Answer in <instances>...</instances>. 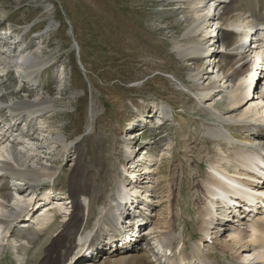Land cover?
I'll use <instances>...</instances> for the list:
<instances>
[{
    "label": "rangeland",
    "instance_id": "obj_1",
    "mask_svg": "<svg viewBox=\"0 0 264 264\" xmlns=\"http://www.w3.org/2000/svg\"><path fill=\"white\" fill-rule=\"evenodd\" d=\"M216 1L221 3L212 0ZM250 1H255L257 13L261 15L264 0H243L240 3L244 12L253 19ZM180 2L0 0V52L13 57L21 45H26L29 53L40 58L41 64H48L39 76L26 80L20 78L17 68L5 66L2 62V101L10 104L23 99L35 100L39 92L33 89L36 86L44 92V98L54 101L52 109L34 120L25 110L18 111V116L7 110L0 112V129L7 130L8 126L17 123L11 133L4 131V135L18 141V135L23 134L25 140L34 145L38 143V162L49 164L51 169H59L56 180L38 191L35 188L25 190L26 186L21 187L23 190L17 188L12 180L5 182L12 190L10 205L29 207L24 217L15 221L19 227L17 232L23 230L21 238L6 240L7 247L0 253V264H31L28 260L32 264H41L37 250L47 239V234L40 235L36 245L29 247L28 254L19 246L23 243L21 239L27 237L29 231L44 229L60 209L59 225L67 220L72 212L68 199L73 180L79 176L78 180L83 181L81 177L85 167L91 173L95 172L97 204L101 202L95 219L105 208L106 199L114 198L122 184L131 188L137 181H142L140 186L145 188L138 190L141 192L135 205L140 208L136 212L145 217L144 225L148 226L140 228L147 229L142 235L155 253H160V245L157 234L152 230L157 228L163 232L170 222L176 226V246L184 241L187 253L193 243L201 240L203 235L198 229L199 213L193 201L192 184L197 178L203 185L213 161L249 142L253 131L229 123L225 130L236 139H233V145L224 143L221 147L207 135V128L214 125L212 114L204 109L209 100H204L199 106L195 89L192 90L193 82L189 79V67L193 68L197 63L207 72L210 70L209 57L202 56L191 63L178 56L176 48L179 43L187 44L189 28L186 22L181 21L189 11L183 14L182 10L187 9L184 1ZM258 23L264 24V20ZM211 26L202 27L201 38L207 36L209 39L213 32L221 31H215L216 28ZM207 39L203 43H207ZM207 45L212 53L217 54L221 50L213 40ZM262 69L259 71L264 72ZM212 77L216 79L215 74ZM259 77L260 74L254 86L264 83V76L260 81ZM214 102L213 112L227 117L230 112L228 102L218 96ZM163 108L171 110L173 117H165ZM59 137L68 144L77 145L72 144L68 151H64L52 140ZM56 155L57 158H53ZM46 156L50 158L42 159ZM133 158L137 159L136 164L128 162ZM125 168L132 171L129 176H126ZM147 170L151 172L148 174ZM148 181L151 183L145 184ZM183 182L187 186L185 195L179 193ZM50 190L52 194L46 198ZM150 191L152 196H147ZM143 198H148V201ZM173 204L177 215L174 219L170 214ZM130 212L135 215L131 207ZM132 223H137V219ZM219 223L215 225L214 233L224 234ZM140 233L137 231L138 235ZM234 234L230 230L221 244L229 243ZM205 247L211 261H228L221 254L219 245ZM18 251L23 258H18ZM152 260L153 264H159L156 259Z\"/></svg>",
    "mask_w": 264,
    "mask_h": 264
},
{
    "label": "bare ground",
    "instance_id": "obj_2",
    "mask_svg": "<svg viewBox=\"0 0 264 264\" xmlns=\"http://www.w3.org/2000/svg\"><path fill=\"white\" fill-rule=\"evenodd\" d=\"M179 1L181 4L184 1L183 4L186 5H183L187 9L182 10L183 14L189 11L188 16L181 19L189 28L186 34L187 44L179 43L176 48L178 56L184 62L191 63L198 61L202 56L209 57V71L206 72L204 67H199L197 63L194 64L195 67H189V79L193 82L192 90L195 89L199 106L204 100H209L204 109L212 114L214 125L207 128V135L221 147L224 143L233 145L236 139L231 138L225 130L227 124L235 123L246 131H253L250 133L249 142L235 147L233 153L222 154L220 159L213 161L203 185L197 178L192 184L195 198L193 201L199 213L198 229L203 237L193 243L191 251L187 253L184 241L176 246V226L170 222L163 232L157 228L152 230L157 234L160 245V253H155L145 235H142L147 229L144 231L141 228L148 226L144 225L145 217L137 215L136 212L140 208L135 205L138 203V193L141 192L138 190L145 188L140 186L142 181H137L131 188L122 184L114 198L110 196L111 198L106 199L105 208L100 217L95 219L101 200L97 204L95 172L91 173L84 165V176L81 177L83 181L78 180L79 176H75L73 180L68 199L72 204V212L67 220L59 225L62 216L60 209L55 218L50 220L47 226L44 225V229L29 231L27 237L21 239L23 243L19 246L28 254L29 247L36 245L40 235L47 234V239L41 242L40 249L37 250L41 264H153L152 259H156L159 264H264V169L260 167L259 162V159L264 161V83L254 86L258 74L259 81L264 76V72L259 71V68H264V24L258 23L264 20V12L261 15L257 13L258 5L256 6L255 1L249 3L253 19L241 8L243 5L240 3L243 0H218L221 3L212 0ZM208 24L216 28L215 31H221L218 30L220 32L216 34L211 30L213 35L209 39L207 36L201 38L202 27ZM206 39L208 42L203 43ZM212 40L221 49L217 54L212 53V49L207 45ZM8 51L14 54L11 48H8ZM12 56L0 52V65L17 68L20 78L24 77L26 80H33L35 76L40 75L42 69L48 67L46 63L41 64L40 58L34 53H29L26 45H21ZM213 74L216 79H213ZM33 89L39 91L35 100L23 99L8 104L2 101L0 95V112L7 110L18 116V111L25 110L34 120L52 109L54 101L49 97L44 98V92H41L39 86ZM217 96L228 102L230 112L227 117L214 113V99ZM162 113L165 117H173V112L169 109L163 108ZM16 124L8 126L7 130L0 129V253L7 247L6 240L21 238L23 230L19 229L17 232L19 227H16L15 221L24 217L29 207L10 205L12 190L5 182L12 180L17 188L26 186L25 190L35 188L38 191L47 183L56 180L59 173V169H51L49 164L42 165L38 162V143L34 145L30 140H25L23 134L18 135V141L4 135V131L11 133ZM52 140L60 144L64 151H68L72 144L77 145L68 144L63 137ZM49 158L50 156H46L42 159ZM53 158H57V155ZM136 161L135 158L128 160L132 164H136ZM124 172L127 173L126 176L132 173L126 168ZM147 172L149 174L151 171ZM180 188L179 193L187 194L184 182ZM51 192L50 190L46 198H50ZM146 195L152 196L151 191ZM240 195H244L245 200L251 204H257L254 207L246 205L247 203L237 199ZM144 201H148V198ZM235 204H239V207ZM129 205L135 210L134 216L130 207L128 209ZM175 208L173 204L170 212L172 219L177 218L173 211ZM134 219H137V223L133 224ZM218 222L220 230L225 231L220 238L219 234L214 233ZM228 223L232 225H227ZM134 229H140V236L137 232L133 233ZM230 230L235 233L232 235L234 239L221 244ZM208 237L213 240L212 245L220 246L221 254L223 253L228 261L221 263L210 260L209 253L204 248L209 245L206 244ZM17 253L19 259L23 258L19 251ZM28 262L32 264L31 260Z\"/></svg>",
    "mask_w": 264,
    "mask_h": 264
}]
</instances>
